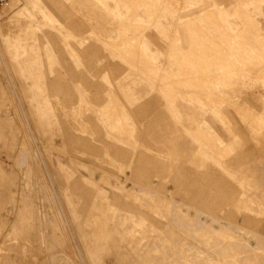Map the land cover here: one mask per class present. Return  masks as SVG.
I'll use <instances>...</instances> for the list:
<instances>
[{"label": "rangeland", "instance_id": "1", "mask_svg": "<svg viewBox=\"0 0 264 264\" xmlns=\"http://www.w3.org/2000/svg\"><path fill=\"white\" fill-rule=\"evenodd\" d=\"M10 1L0 11V264H264L263 213L255 215L261 220L258 225L242 224L245 210L238 212L235 204H244L234 201L222 206V223L229 226L210 220L217 214L211 208L213 199L204 202L186 195L171 179L180 164H166L155 171L171 176L162 180L166 191L156 186L159 179L155 176L154 187H149L134 177L136 170L146 171L149 167L129 163L143 147L134 151L102 133L94 105L104 102L108 89L119 93L116 87L106 84L109 79L114 82L118 60L109 57L99 41L89 38L80 45L72 33L95 38L94 31L100 25L87 16L93 12L70 0H58L62 4L59 6L51 0H19L15 10ZM93 1L119 21L117 29L106 30L108 52L149 83L153 81L151 84H157L159 90L164 84L169 92L161 89L160 93L166 102V93L172 100V104L167 102L171 113L172 105L180 100L216 112L223 104H237L229 105L234 115L230 119L232 132L222 129L218 122L213 123L214 136L200 126L197 129L203 141L213 145H208L210 148L215 147L216 138L223 141L224 149H214L220 152L218 157L226 162L225 166L241 178L242 196L264 204V33L245 8L253 2L241 0L243 4L237 0L234 9L235 0H221L226 9H234L224 13L216 7V0ZM200 5H212L203 7L215 9L219 23L200 18L202 11L194 15L179 12ZM93 15L98 18V13ZM185 16H194L197 24L181 19ZM258 19L264 27V17ZM49 22L68 29L54 30L46 26ZM164 23L167 30L160 28ZM177 24L185 27L186 47L180 43ZM215 28L224 35H216ZM240 29L238 40L232 34ZM255 31L262 33L261 40H255ZM148 32L160 36L166 54L149 44ZM190 32L196 34L193 40ZM205 32L209 41L201 36ZM60 36L77 50L81 65L71 61ZM180 48L188 52L182 54ZM160 58L166 60L169 69L162 73L163 80L158 77ZM222 59L225 62L221 64ZM168 80L172 81L170 85ZM78 91L85 94L80 103ZM107 96L109 103L102 108L101 116L113 120L109 127H116L117 134L130 133L117 98L112 93ZM182 123L194 126L188 120ZM171 138L172 144L185 140L179 133ZM192 138L203 144L198 135ZM145 145L159 149L162 155L170 150V156L160 157L166 161L191 160L192 164L182 166L194 177L205 169V165H197L200 156L207 160L217 154L200 152L199 156L190 149L184 156L171 144L169 148L148 142ZM245 203L256 207V203ZM247 205L243 208L248 209ZM235 220L241 223V229L231 225Z\"/></svg>", "mask_w": 264, "mask_h": 264}, {"label": "crops", "instance_id": "2", "mask_svg": "<svg viewBox=\"0 0 264 264\" xmlns=\"http://www.w3.org/2000/svg\"><path fill=\"white\" fill-rule=\"evenodd\" d=\"M54 2L55 5L61 4L58 0H51ZM74 4H80L84 7L88 8L93 13H98V18L95 19L93 13L88 14V18L91 21H97L100 25V28L98 31H94L95 38L88 35H78L75 32H72L74 37L73 39H77L78 43L80 45H83L85 43L86 39L92 38L96 41L100 42V46L102 50H105L107 55L111 58H115L118 60V62L115 65V71L117 72L112 82L111 79H109L106 84L109 86H114L118 89L119 93H114L111 89H108L105 92V100L103 103L94 105L95 111L97 112L95 114L97 122L100 123L101 128L103 129V134L105 136H110L116 139L119 143H124L129 145L133 150L135 151L138 147H143L137 154L136 159L133 156V160L129 161L130 164L134 165H144L148 166L149 169H146V171L136 170L134 173V177L136 180L145 182V184L149 187H154V182L152 177H158V182L156 183V186H160L165 191L167 189L164 188V185L162 184L166 177L171 178L170 175H161L160 173H155L156 170H160L163 165H169L171 163L180 164L178 168H176L174 174L172 175V180L177 183L178 187H180L183 192H185L186 195H192L195 198L200 199L201 201L206 202V199L212 198L213 200V208L215 211H217L216 215H211L209 218L210 220H217L222 223L223 218H225L224 211H223V204H231L234 201H241L244 205H247L245 201H248L250 203H256V207L248 206V209H244L243 206L239 205L238 203L235 204L236 210L238 212H241V209L245 210L243 215L241 216V223L245 224L247 226L258 225L261 220H258L257 214H264V204L262 202H255L254 199L251 197H244L242 196V189L241 185L239 184V181L241 178H238L234 171L227 168L225 166V161L220 159L221 154H219V151H216L214 149L215 147H223L224 149V143L219 138H216V143H213L215 147H208L213 146L209 143H206L203 141V138H201L202 134L199 133L197 126H200L203 132H206L207 134L214 136L216 135L213 129V123L218 122L222 126V129H226L229 132H232L233 127H231V118L234 117L232 115L231 111H229V105L231 104H223L219 112H216L212 110L211 107H203L200 106L193 101L189 100H180L176 102V104L173 106L172 109L174 114H172L168 108H167V102L165 98L162 96L160 92H162V88L159 90L158 85H153L148 82V79H146L144 76H141L134 72V69L128 65H124L120 63L121 59L117 56H114L113 54H110L108 50L106 49V45L108 42V31L106 30H114L117 29L119 25V21L115 20L108 12L105 10L103 5H99L95 3L93 0H70ZM219 2V4L216 5V7L221 8L222 12L224 13H232L233 10L238 6L237 0H235V3L233 5V10L229 11V9H226L222 4L223 2L221 0H216ZM247 1V0H246ZM253 1V4H249L247 6V12L249 15L258 23L259 28L264 33V27L260 25L258 16L264 17V0H248V2ZM256 1V2H255ZM37 5L42 6L40 3H37ZM62 5V4H61ZM110 9L112 10L114 6L108 4ZM202 6V7H201ZM207 6L209 8L212 7V5H200V6H192L188 9L180 10V13H190L191 15L199 14L204 9H207ZM253 7V9L251 8ZM195 10H194V9ZM197 8V10H196ZM201 8V9H199ZM177 9V8H176ZM182 9V5H181ZM114 12H118V10H112ZM122 12H124L122 10ZM188 16V15H187ZM181 17V19L186 18ZM168 23V22H167ZM58 22H49L47 27L55 29L65 28L63 25H57ZM163 24V23H162ZM45 26V27H46ZM40 27V26H38ZM44 27V26H42ZM161 29H168V26L166 23L164 25H160ZM177 34L180 38L181 45L184 44L186 47V32H184L185 27L180 24L176 26ZM204 28V27H203ZM94 30V29H90ZM148 39L150 41L149 44H152L155 49H158L160 53L166 54V48L164 49L162 46L165 45L161 42L160 36H158L155 32H148L147 33ZM60 39L63 43L64 49L69 53L70 59L73 63H75L76 66L81 65V56L77 52L75 48H73L69 42L66 44L63 42L62 37L60 36ZM101 39V40H100ZM110 39L116 40L115 38L111 37ZM164 50V51H163ZM89 52V51H88ZM92 53V52H91ZM58 60V58H57ZM166 60L164 58H160V69L158 70V77L160 78L162 76V73L165 71H168L167 65L165 63ZM139 64V63H138ZM140 65V64H139ZM123 69V71H122ZM125 71V73H123ZM113 73V72H112ZM46 91H47V84ZM59 87V84L56 85ZM34 91V90H32ZM177 91V90H175ZM221 92V90H219ZM109 93H112L117 98V107L122 108L123 110V116L126 118L128 128L131 130L128 134H117L116 127H109V124L113 125V120L108 121L105 119V117H102L100 112L102 111V108L106 105H108V98L107 96ZM84 93L81 91H78L77 96V102L80 103V101L84 100ZM122 99L124 102H122ZM184 102V103H183ZM128 105V106H127ZM231 106H237L231 105ZM120 114L121 111L117 110ZM178 113H177V112ZM239 113V111H237ZM260 113H256L255 115H259ZM175 116V117H174ZM180 116V117H179ZM260 117V116H259ZM176 118V119H175ZM179 118H181L179 120ZM165 119L170 120V122L165 121ZM178 119V120H177ZM183 120H188L191 122L194 126L189 127L182 123ZM262 120L264 118L262 117ZM83 131V130H82ZM194 131V132H193ZM116 133V135H114ZM174 133H179L183 135L185 140L183 141H177L176 143L172 144L171 135ZM195 134L198 135L199 138L202 139L203 144L197 143L192 138V135ZM123 135H127L128 138L124 137ZM140 135V137H139ZM187 139V141H186ZM76 141H80L75 139ZM126 140V141H125ZM144 142V143H142ZM145 142H148L149 144H154L155 146L158 144L167 146L169 144L173 145L176 149H179L180 151L184 152V156L189 155V151L193 149L196 150V153L200 156V152L204 153H210L211 151H216V155L214 158H209L207 160L202 159V156H200L201 160L198 161V166H204L205 169L198 172L197 176H193V172L189 170L188 168H184L182 165L184 163L192 164L193 162L191 160H182L175 158V160L166 161L161 159L160 157H167L168 154L170 156L171 151L169 150V153L166 155H162L160 153V150L155 147H150L145 145ZM193 145V146H191ZM219 145V146H218ZM230 146L225 147L226 149ZM169 148V147H168ZM133 151V155H134ZM154 151V152H152ZM121 152V151H120ZM175 156H178V153H174ZM192 154V152H191ZM166 161V162H165ZM165 162V163H164ZM195 164V163H194ZM216 168H214V167ZM213 167V168H211ZM197 177V178H196ZM207 182V183H206ZM210 197V198H209ZM246 198V199H245ZM243 199V200H241ZM234 224H231L233 226H236L241 229L239 226L241 223L237 220L234 221ZM223 224V223H222ZM230 225V224H229ZM223 224V226H229Z\"/></svg>", "mask_w": 264, "mask_h": 264}, {"label": "bare ground", "instance_id": "3", "mask_svg": "<svg viewBox=\"0 0 264 264\" xmlns=\"http://www.w3.org/2000/svg\"><path fill=\"white\" fill-rule=\"evenodd\" d=\"M138 1H139V0H138ZM202 1H204V0H202ZM202 1H201V2H202ZM238 1H239V0H238ZM240 1H241V0H240ZM245 1H246V0H244V2H245ZM17 2H19V0H11V1H10L11 5L14 6V8H13L14 10L16 9V7H17V5H18V4H16ZM124 2H125V1H124ZM135 2H136V1H135ZM170 2H172V1H170ZM201 2H200L199 4H201ZM241 2H243V1H241ZM244 2H243V4H244ZM247 2H248V0H247ZM247 2H245V3L247 4ZM251 2H253V1H251ZM255 2H256V1H255ZM128 3H129V2H128ZM248 3H249V2H248ZM240 4H241V3H240ZM250 4H252V3H250ZM178 6H180V5H178ZM244 6H245V5H244ZM245 8H247V6H246ZM242 9H243V8L241 7L240 10H242ZM174 10H175V9H174ZM16 12H17V11H16ZM239 13H240V12H239ZM242 13H243V12H242ZM244 13H245V12H244ZM244 13H243V14H244ZM246 14H247V12H246ZM246 14H245V16H246ZM200 18H202L203 20H205V21H207V22H209V23H211V22H215V21L218 22V21H217V20H218V16H217V12H216L215 9H204V10L200 13ZM211 18L214 19V20H212ZM247 18H248V16H247ZM185 19H186V18H185ZM244 20H245V19H244ZM248 20H250V23H249V24H251V23L254 24V22L257 23V22L254 21V20H252V21H251V19H248ZM248 20H247V22H244V24H243V23H242V24L245 26V23H246V25H247ZM185 21H187L188 23H196V18H195L194 16H192V17L189 16V18H187ZM242 21H243V19H242ZM245 21H246V20H245ZM253 21H254V22H253ZM218 23H219V22H218ZM196 24H197V23H196ZM211 24H212V23H211ZM249 24H248V27H250V26H254V25H250V26H249ZM192 26H193V25H192ZM213 26H214V25H213ZM125 27H126V26H125ZM223 27H225V25L222 26V28H223ZM245 27H247V26H245ZM245 27H242V29L245 28ZM256 27H257V25H256ZM256 27H255V28H256ZM119 28H120V26H119ZM250 28L253 29L254 27H253V28L250 27ZM220 29H221V28H220ZM242 29L237 30L234 34H232L233 37H234L235 39H238V38L240 37L241 32H242ZM247 29H248L247 32H249V28H247ZM256 29H257V28H256ZM215 30H216V35H219V37H220V36L222 37V35H224L223 32H222V30H220L221 32H220V31H217L218 29H216V28H215ZM228 30H229V29H228ZM258 30H259V28H258ZM258 30H256V31H258ZM244 31L246 32V30H244ZM251 31L253 32L254 30H251ZM256 31L254 32V34H253L252 32H251V33H252L253 35H255V33H256V35L254 36V38H255V40H256V39L258 40V39L261 38L260 35H261L262 33H258V32H256ZM224 32H225V31H224ZM247 32H246V33H247ZM260 32H261V31H260ZM130 33H131V32H130ZM249 33H250V32H249ZM193 34H194V36H193ZM193 34H192V32L189 33V38L192 39V40H193V38H195V36H196L195 32H194ZM201 34H202V33H201ZM205 34H206V32H205L203 35H201V36H204V37H205ZM230 34H231V33H230ZM225 35H227V33H225ZM253 35H252V36L250 35V36L253 37ZM207 36H209V35L207 34ZM207 36H206V37H207ZM244 36H246V35L244 34ZM261 36H262V35H261ZM206 37H205V38H206ZM262 37H263V36H262ZM189 38H188V39H189ZM205 38H202V39H205ZM209 38H210V36H209ZM212 38H213V37H212ZM230 38H231V37H230ZM248 38H250V37H248ZM263 38H264V37H263ZM126 39H127V38H126ZM206 39H207V38H206ZM192 40H191V43H190V47H191V44H192ZM207 40L209 41V39H207ZM238 40H239V39H238ZM251 40H252V38H251ZM255 40H254V41H255ZM260 40H261V39H260ZM203 41H204V40H203ZM205 41H206V40H205ZM245 41H247V40H245ZM254 41L252 42L253 44H254ZM263 41H264V39L262 40V43L264 44ZM212 42H214V39H213ZM250 42H251V41H250ZM256 42L258 43V41H256ZM256 42H255V45H256ZM120 43H121V42H120ZM246 43H247V42H246ZM259 43H261V41H259ZM259 43H258V44H259ZM262 43H261L260 45H262ZM177 44H178V42H177ZM204 44H205V43H204ZM253 44H252V45H253ZM249 45H250V44H249ZM252 45H251V46H252ZM260 45H259V46H260ZM172 46H173V45H172ZM214 46H215V45H214ZM219 46H220V45H219ZM230 46H231V45H230ZM245 46H247V45H245ZM262 46H263V47H262ZM262 46H260V47H262V49H263V48H264V45H262ZM134 47H135V46H134ZM190 47H189V48H190ZM209 47H210V46H209ZM234 47H236V46H234ZM234 47H233V48H234ZM253 47H254V46H252V47H250V48H253ZM260 47H259V48H260ZM169 48H170V47H169ZM171 48H172V47H171ZM174 48H175V47H174ZM221 48H222V47H221ZM180 49H182V50H181L182 54L185 53V52L188 50V49H183V48H180ZM224 49H226V48H224ZM254 49L256 50V46H255ZM260 49H261V48H260ZM169 50H170V49H169ZM175 50H176V49H175ZM210 50H211V49H210ZM215 50H216V49H215ZM222 50H223V49H222ZM246 50H247V49H246ZM193 51H194V50H193ZM211 51H212V50H211ZM223 51H224V50H223ZM223 51H222V53H223ZM248 51H249V50H248ZM259 51H260L259 49L256 50V52H259ZM136 52H137V51H136ZM187 52H188V51H187ZM225 52H227V50H226ZM225 52L223 53V55L225 54ZM234 52H235V51H234ZM240 52L242 53V51H240ZM243 52L245 53V51H243ZM261 52L264 53V49H263ZM261 52H260V53H261ZM157 53H159V51H158ZM206 53H207V52H206ZM232 53H233V52H232ZM244 53H243V54H244ZM246 53H247V52H246ZM196 54H198V53H196ZM201 54H202V53H201ZM208 54H209V53H208ZM215 54H216V53H215ZM219 54H220V53H219ZM243 54H242V55H243ZM180 55H181V54H180ZM212 55H214V54H212ZM216 55H217V54H216ZM221 55H222V54H221ZM225 55H226V54H225ZM255 55H256V54H255ZM262 55H263V54H262ZM206 56H207V55H206ZM252 56H253V55H252ZM203 57H204V56H203ZM214 57H215V56H214ZM219 57H220V56H219ZM222 57H223V56H222ZM222 57H221V58H222ZM231 57H232V56H231ZM255 57H257V55H256ZM180 58H181V57H180ZM196 58H197V57H196ZM259 58H260V57H259ZM134 59H135V58H134ZM224 59H225V57H224ZM224 59H222L223 61L221 62V64L225 62ZM246 59H247V58H246ZM256 59H257V58H256ZM212 60H213V59H212ZM226 60H228V59H226ZM232 60H233V59H232ZM258 61H259V60H258ZM149 62H150V61H149ZM195 62H196V61H195ZM197 62H198V61H197ZM227 62H231V61L228 60ZM233 62H234V61H233ZM231 63H232V62H231ZM142 64H143V63H142ZM198 64H199V63H198ZM215 64H216V63H215ZM218 64H219V63H218ZM218 64H217V65H218ZM227 64H228V63H227ZM233 64H235V63H233ZM236 64H237V63H236ZM236 64H235V65H236ZM150 65H151V64H150ZM217 65H216L215 68H217ZM229 65H231V64L229 63ZM151 66H152V65H151ZM191 66H192V65H191ZM211 66H212V65H211ZM226 66H227V65H226ZM146 67H147V66H146ZM153 67H154V66H153ZM182 67H183V66H182ZM206 67H207V66H206ZM206 67H205V68H206ZM220 67L222 68L221 65H220ZM229 67H230V66H229ZM233 67H234V66H232V68H233ZM53 68H54V67H53ZM151 68H152V67H151ZM194 68H195V67H194ZM194 68H193V69H194ZM201 68H202V67H201ZM221 68H220V69H221ZM226 68H228V67H226ZM223 69H224V68H223ZM228 69H229V68H228ZM233 69H234V68H233ZM149 70H151V69H149ZM155 70H157V69H155ZM197 70H198V69H197ZM203 70H204V69H203ZM171 71H174V70L172 69ZM215 71H218V69H215ZM153 72H155V71H153ZM219 72H220V71H219ZM230 72H231V71H230ZM232 72H233V71H232ZM232 72H231V73H232ZM169 73H171V72H169ZM223 73H224V72H223ZM154 74H155V73H154ZM171 74H172V73H171ZM224 74H225V73H224ZM244 74H245V73H244ZM259 74H260V73H259ZM152 76H153V75H152ZM162 76H163V75H162ZM164 76H165V75H164ZM259 76H260V75H259ZM215 77H216V76H215ZM150 78H152V77H150ZM153 78H154V77H153ZM155 78H156V77H155ZM161 78H162V80H163V77H161ZM164 78H165V77H164ZM225 81H226V80H225ZM157 82H158V81H157ZM171 82H172L171 80H168L166 83L170 85ZM193 82H194V81H193ZM151 83H154V82L151 81ZM155 83H156V82H155ZM172 84H173V83H172ZM192 84H193V83H192ZM155 85H157V84H155ZM161 86H162V87H161L162 90L164 91V89H166V88H163V87H166V86H164V84H161ZM186 89H187V88H186ZM165 92H169V90L166 89ZM166 94H167V98H166V99H167V102L170 103V104H172V100H170V97H169L168 93H166ZM166 94H165V95H166ZM204 100H205V99H204ZM207 103H208V102H207ZM78 112H79V111H78ZM176 112H177V111H176ZM100 113H101V112H100ZM177 113H178V112H177ZM172 114H174V113H172ZM117 115H118V114H117ZM174 117H175V116H174ZM179 117H180V116H179ZM175 119H176V118H175ZM180 119H181V118H179V120H180ZM177 120H178V119H177ZM126 129H127V128H126ZM122 131H123V130H122ZM193 132H194V131H193ZM200 139H201V138H200ZM201 140H202V139H201ZM28 183H29V182H28ZM26 184H27V182H26ZM23 187H24V186H23ZM126 210H127V209H126ZM133 210H134V209H131L130 211L133 212ZM25 212H26V211H25ZM35 212H36V211H35ZM29 214H30V213H29ZM27 217H28V216H27ZM45 219H46V218H45ZM119 220H120V219H119ZM200 223H201V222H200ZM120 224H123V223H120ZM20 226H21V225H20ZM203 226H204V225H203ZM201 227H202V226H201ZM19 229H20V228H19ZM21 229H22V228H21ZM26 229H27V228H26ZM21 231H22V230H21ZM218 251H219V250H218ZM215 252H216V251H215ZM221 252H222V251H221ZM158 259H159V258H158ZM154 262H155V261H154Z\"/></svg>", "mask_w": 264, "mask_h": 264}, {"label": "built area", "instance_id": "4", "mask_svg": "<svg viewBox=\"0 0 264 264\" xmlns=\"http://www.w3.org/2000/svg\"><path fill=\"white\" fill-rule=\"evenodd\" d=\"M9 0H0V11L5 7Z\"/></svg>", "mask_w": 264, "mask_h": 264}]
</instances>
